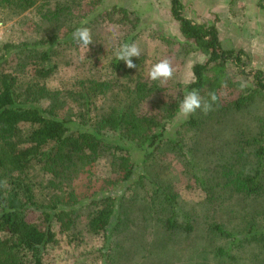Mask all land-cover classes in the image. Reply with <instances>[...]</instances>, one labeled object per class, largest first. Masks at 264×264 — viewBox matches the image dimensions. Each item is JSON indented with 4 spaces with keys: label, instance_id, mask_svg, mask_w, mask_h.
<instances>
[{
    "label": "trees",
    "instance_id": "trees-1",
    "mask_svg": "<svg viewBox=\"0 0 264 264\" xmlns=\"http://www.w3.org/2000/svg\"><path fill=\"white\" fill-rule=\"evenodd\" d=\"M37 1L0 0V7L14 13L34 8L49 26L44 38L6 44L1 55L12 52L15 66L0 70V264H47L63 234L73 247L85 236L101 235L106 253L110 240L128 228L129 208L165 230L170 251L173 238L200 229L227 241L230 252L218 250L226 264H238L247 247L264 256V114L255 125L241 118L264 95V71L249 72V86L235 80L231 65L248 77L246 53L224 48L214 24L194 22L183 14L180 0H170L185 44L206 60L193 64L194 82L178 85L175 100L159 117L141 115L138 104L161 88L141 80L137 67L143 55L132 57L135 68L116 60V49L134 38H122L108 58L111 78L52 84L62 61L59 51L79 47L72 38L76 28L90 30L89 46L101 44H95L97 23L75 17L76 0H46L34 7ZM95 58L90 55L88 63ZM226 84H234L236 94L220 102ZM191 89L204 99L215 93L217 101L206 115L197 110L177 124L180 98ZM186 141L194 145L190 163L202 190L189 207L169 192L158 168L164 153L185 151ZM85 206L89 220L79 230ZM233 247L242 256L232 254ZM103 257L109 255H102L108 261ZM259 259L242 264L264 262Z\"/></svg>",
    "mask_w": 264,
    "mask_h": 264
},
{
    "label": "rangeland",
    "instance_id": "rangeland-1",
    "mask_svg": "<svg viewBox=\"0 0 264 264\" xmlns=\"http://www.w3.org/2000/svg\"><path fill=\"white\" fill-rule=\"evenodd\" d=\"M44 1L46 0H38L34 7ZM180 1L186 17L197 23L216 26L224 48L242 49L246 53L248 57L247 60L245 59L244 69L248 77L240 74L233 65L230 69L235 80L240 81L244 86H249L252 80L249 72L264 71V0ZM47 2L52 3L53 0ZM72 8L76 18L80 16L81 20L97 23L94 31L98 40L95 44L101 45L89 46L85 53L83 45H79L77 49L68 48L59 51L62 61L60 70L53 76L52 84L64 83L66 86L73 81L72 79L80 77L111 78L108 58L113 55L122 38L131 36L144 58L137 67V71L142 76L141 80L157 84L161 88L156 95L139 103L137 112L141 115L159 117L170 102L175 100V95L179 91L178 85H186L187 81L193 80V64L206 60V55L185 44L178 22L170 13V0H76ZM129 13L137 17L136 22ZM39 27L43 29L40 30ZM48 29V21H43L34 8L14 13L0 7V70H12L15 66L9 59L12 52L1 57L6 44L18 43L27 38H44L48 34ZM62 30L59 31V36H62ZM92 54H95L96 58L91 60L90 64L88 62ZM164 58L171 61L174 68L173 77L164 83L150 80L147 75L150 67ZM25 71L29 74L32 71L31 66H27ZM235 91L234 84L224 85L218 94L220 102L231 98L236 94ZM257 101L258 103L241 115L245 122L249 121L252 125H255L254 122L264 114L262 107L264 95L259 96ZM64 112L68 114L67 111ZM187 117L179 111L175 122L178 124ZM224 136L228 137L229 132H225ZM183 147L185 151L164 153L158 168L167 179L169 192L178 195L181 203L189 207L202 196V190L197 184L190 163L194 158L192 153L194 145L191 141H186ZM101 172L104 170L99 167L97 173L101 174ZM89 212L88 206L81 209L77 221L79 230H83L87 224ZM127 212L129 219H124L126 223L124 226L128 228L124 232H118V236L110 240L111 248L107 249L106 253L102 250L104 242L101 235L85 236V241L80 246L73 247L72 244L68 245L63 234L58 236V242L49 250L45 262L47 264H226L225 259L222 260L218 252L221 248L228 250L229 244L225 239L197 229L188 236L178 235L177 243V239L173 238L172 243L176 244L173 245L175 250L170 251L168 244L171 239L167 240L165 230L157 228L154 221L145 222L143 219L142 221L138 219L133 208H129ZM116 239L119 244L116 243ZM239 242L241 241L237 238L236 243ZM165 248L167 251H164ZM228 251L230 252V249ZM241 252L244 258L240 252L234 250V247L231 249L232 254L236 256L238 254L237 257L242 256L238 264L249 262L248 259L251 261L256 255L260 257L259 260L264 258L263 254H259V248L247 247L245 254L244 249ZM247 254L251 255L248 257ZM102 255H109L108 261L104 262ZM253 264H264V262L255 261Z\"/></svg>",
    "mask_w": 264,
    "mask_h": 264
},
{
    "label": "clouds",
    "instance_id": "clouds-1",
    "mask_svg": "<svg viewBox=\"0 0 264 264\" xmlns=\"http://www.w3.org/2000/svg\"><path fill=\"white\" fill-rule=\"evenodd\" d=\"M72 38L76 41L77 45L84 46V53L88 51L89 45L92 44L93 39L91 32L86 27H79L72 33ZM117 61H124L129 68H135L137 65L133 62L132 57H139L141 50L135 43H122L114 53ZM148 78L153 81H160L164 83L171 79L174 75V68L171 61L167 58L161 59L154 63L149 71ZM193 80L186 82L193 83ZM217 95L215 93H209L208 99H204L199 94L198 90L191 89L183 94L179 102V111L185 117L194 114L197 110H200L203 114H207L212 110V105L216 103Z\"/></svg>",
    "mask_w": 264,
    "mask_h": 264
}]
</instances>
